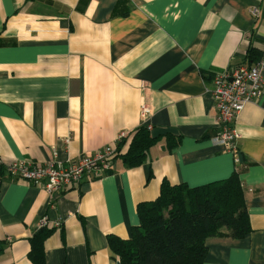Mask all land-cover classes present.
<instances>
[{"label":"crops","instance_id":"obj_1","mask_svg":"<svg viewBox=\"0 0 264 264\" xmlns=\"http://www.w3.org/2000/svg\"><path fill=\"white\" fill-rule=\"evenodd\" d=\"M262 59L264 0H0L6 163L45 162L55 152L67 162L121 132L130 141L145 123L144 103L160 137L141 165L118 157L103 177L52 198L0 168V264H35L32 239L44 226L46 264H121L110 238L132 237L139 204L157 199L165 181L194 187L234 174L251 231L209 237L203 264H264V93L238 117L236 161L213 140L209 90L216 71ZM168 133L178 141L172 148Z\"/></svg>","mask_w":264,"mask_h":264},{"label":"trees","instance_id":"obj_2","mask_svg":"<svg viewBox=\"0 0 264 264\" xmlns=\"http://www.w3.org/2000/svg\"><path fill=\"white\" fill-rule=\"evenodd\" d=\"M167 137L169 148L178 143L169 133ZM159 138L142 124L130 141L125 137L118 143L116 157L128 167L141 165ZM138 212L140 224L130 239L110 238L121 264H203L209 237L241 238L251 231L237 174L194 187L165 181L159 197L139 204ZM50 233L51 229L44 226L32 239L31 258L35 264H46L44 241ZM4 246L0 242V252Z\"/></svg>","mask_w":264,"mask_h":264},{"label":"built area","instance_id":"obj_3","mask_svg":"<svg viewBox=\"0 0 264 264\" xmlns=\"http://www.w3.org/2000/svg\"><path fill=\"white\" fill-rule=\"evenodd\" d=\"M251 11L255 17L260 14L257 7ZM263 68L264 59L253 66L246 64L230 66L212 75L209 90L218 111V133L213 140L223 146L227 152L233 153L236 161H239L240 152L237 120L245 105L256 101L264 93ZM151 113V107L144 103L141 107L144 124L147 125L146 121ZM147 126L149 129L152 128L151 125ZM126 134L121 132L113 143L67 162L59 159L57 152L53 158L45 162L16 159L6 163L0 156V168H4L11 179L27 181L46 189L52 198L62 190L78 189L85 179L101 178L113 169L118 143L126 137ZM47 223V218H44L42 224Z\"/></svg>","mask_w":264,"mask_h":264}]
</instances>
